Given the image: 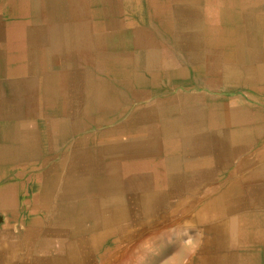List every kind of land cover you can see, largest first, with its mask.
<instances>
[{
  "label": "bare ground",
  "instance_id": "6f19581e",
  "mask_svg": "<svg viewBox=\"0 0 264 264\" xmlns=\"http://www.w3.org/2000/svg\"><path fill=\"white\" fill-rule=\"evenodd\" d=\"M258 2L0 0V210L25 227L26 264H123L137 236L175 219L197 226L185 264H247L241 241L264 223V132L214 133L210 119L243 110L227 69L260 61ZM188 96L206 101L186 107L205 124L184 126ZM23 190L32 216L14 204ZM172 229L162 238L183 233Z\"/></svg>",
  "mask_w": 264,
  "mask_h": 264
},
{
  "label": "crops",
  "instance_id": "0c3cea01",
  "mask_svg": "<svg viewBox=\"0 0 264 264\" xmlns=\"http://www.w3.org/2000/svg\"><path fill=\"white\" fill-rule=\"evenodd\" d=\"M260 6H264V0H261V2H258ZM249 6H256L254 4H248ZM257 5V6H258ZM262 38V36L260 37ZM261 51L258 54V59L260 61L256 62H243L242 69L237 62H233L231 64V68L227 69L232 71L233 73L237 74L240 79L238 80H231V85L237 87V86H246L247 88H254L255 92H257L259 99H262V89L264 88V50L261 48H253V50ZM255 52V51H252ZM251 52L249 51L248 54ZM254 54V53H253ZM260 62V63H258ZM242 75V76H241ZM248 79H247V78ZM239 82V83H237ZM163 84H168V81L162 82ZM252 83V84H251ZM236 84V85H235ZM195 90V89H193ZM199 92V91H196ZM244 102L241 108L243 110H229L226 114H222L221 116H215L210 119L211 122L213 121V132L217 133L219 128H224V131H222L223 134L230 133L233 137L234 132L237 134H250V133H261L264 132V111H255L249 110V100L250 98H243ZM183 111L181 119L184 121V126L191 127L193 120H198L199 123L205 124L207 116L204 117H195L192 118L190 116L191 111H187L186 107L188 108H201L205 107L207 109V103L206 101H203L201 98L195 97V96H188L187 99H185L183 102H181ZM230 107H239V100L237 98H234V96L229 100ZM216 104V101H215ZM247 104V105H246ZM245 111V112H244ZM176 116H169V118H175ZM257 119V120H256ZM188 123V124H187ZM252 126H251V125ZM212 125V124H211ZM248 125V126H247ZM238 127V128H237ZM251 129V130H250ZM212 130V127L209 129ZM228 131V132H227ZM235 137V136H234ZM248 140V139H247ZM174 155H178L179 157L182 155L180 147H177L174 151ZM181 154V155H180ZM168 154L166 153L164 157H167ZM174 163V164H173ZM171 165H176V162H171ZM249 169H247L248 171ZM227 169H221V173L225 174L227 173ZM217 176V175H216ZM222 179V178H221ZM221 179H210L207 182L219 184L222 183L224 180ZM228 181V180H225ZM219 182V183H218ZM201 186L199 187V190H201ZM196 189V188H195ZM197 189V191H199ZM186 192H181L178 194V196L183 194V198L185 199H192V194L189 193L187 198L185 195ZM259 199H262L264 201V186L262 187L261 193L256 194ZM260 195V196H259ZM245 196H251L249 194ZM262 196V197H261ZM8 198V197H7ZM32 198L33 195L29 193L26 190H23L22 193L15 194L13 197L14 204L19 208L20 211H25L26 215L32 216L30 213L27 212V208L32 206ZM186 200V201H189ZM192 203L191 201H189ZM186 206V202L183 204V207ZM260 213L264 215V206L261 207ZM249 209V208H248ZM246 209V210H248ZM186 212V211H184ZM9 212L0 210V217L4 219L5 215H8ZM0 264H26L25 258H26V250H24L23 244L19 241L20 238H16L17 235L20 233L22 234L25 231V227H21L20 225L7 227L4 224V221L0 222ZM5 232V233H4ZM18 232V233H17ZM260 238L258 240H252V239H246L242 240L241 244L249 249V252L247 253V256H242L246 258L247 264H264V223L263 228L261 229ZM12 234L13 241H14V252L11 253L10 251V242H9V235ZM23 246V247H22ZM230 254H234V251L231 250ZM26 255V256H25ZM22 259V260H21ZM24 260V261H23ZM232 264V262L230 263Z\"/></svg>",
  "mask_w": 264,
  "mask_h": 264
},
{
  "label": "rangeland",
  "instance_id": "374dc122",
  "mask_svg": "<svg viewBox=\"0 0 264 264\" xmlns=\"http://www.w3.org/2000/svg\"><path fill=\"white\" fill-rule=\"evenodd\" d=\"M62 9H63V7L61 6V8H59V10H58V11L61 12L59 18H62L61 21L69 22V20H70L69 17L70 16H68L65 13H63L61 11ZM213 79H215V78H213ZM232 87H233V90H234L235 93H238L239 91L243 92V94L245 96L244 98H249V96H255V99H257V102L249 103L248 105H249L250 108H257V107L258 108H264L263 104L260 105L261 103H259V101H261L262 99H259V97H257L258 94H257V92H255L254 88H250V87L249 88H247V87H245V88H236L233 85H232ZM168 88H170V87H168ZM193 91H199V89H195ZM238 105L241 107V103H239ZM262 111H264V110H262ZM121 123H122V120L118 119V121L115 124L119 125ZM222 131H224V128H222V127L219 128V132H222ZM71 151H73V150H71ZM62 155H63V153L60 154V156H62ZM5 183H6V181H5ZM29 187L31 189L32 185L30 184ZM129 201L131 202L130 206L132 207V200L130 199ZM2 221H3V218L0 217V222H2ZM174 221H176V222H174ZM166 225H168V226H166ZM129 228L131 230H133L132 232H134V230L136 229L135 226H132V227H129ZM172 228H175V229L176 228L177 229L180 228L179 231H181L183 233L177 239L175 238V239L166 240L165 238H162V236H161L162 232L163 231H167V229H168V231L174 230ZM196 229H197V226H195L191 221H188V220L185 221V220H180V219H175L173 221H169V222H167L165 224L159 225V226L153 228L152 230L150 229L152 232L154 231L155 233L154 232L152 233L150 230H148L145 234H143L141 236H137L133 240V242H132L133 244L131 245L132 247L128 248L131 251L130 250H126L128 252L125 251L123 256H121L122 260H124V261L126 260V262H124L123 264H128V263L129 264H132V263L133 264H161V263L162 264H182V263L185 264L186 259L184 260V257L180 256V254H181V251H183L184 248H187L186 247L187 245L189 246V242L186 239L187 233H194L196 231ZM184 230H186V231H184ZM150 232H151V235L146 237ZM142 237H143V239H142ZM198 238H199L198 242L203 240L202 239V235L200 237H198ZM137 240H138V242H137ZM201 244H203V242H201ZM188 248L190 249L191 247H188ZM192 251H194V250L192 249ZM166 253H167V255H165ZM126 254L134 255L135 256V258H134L135 260L133 259V261H131V262L127 261L129 255L126 256ZM169 254H171V255H169ZM136 256H137V258H136ZM163 257H165V258L163 259ZM139 258H140V261H138ZM157 262H159V263H157ZM119 264H121V263H119Z\"/></svg>",
  "mask_w": 264,
  "mask_h": 264
}]
</instances>
